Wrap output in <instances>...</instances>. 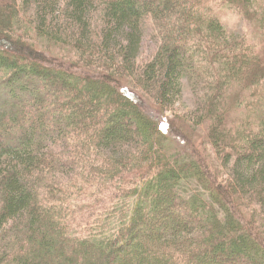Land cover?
<instances>
[{
  "label": "trees",
  "instance_id": "16d2710c",
  "mask_svg": "<svg viewBox=\"0 0 264 264\" xmlns=\"http://www.w3.org/2000/svg\"><path fill=\"white\" fill-rule=\"evenodd\" d=\"M149 2L0 0V264H264V0Z\"/></svg>",
  "mask_w": 264,
  "mask_h": 264
},
{
  "label": "rangeland",
  "instance_id": "374dc122",
  "mask_svg": "<svg viewBox=\"0 0 264 264\" xmlns=\"http://www.w3.org/2000/svg\"><path fill=\"white\" fill-rule=\"evenodd\" d=\"M140 1H141L142 8L145 5H149V6L154 5L153 3L149 2V0H140ZM156 3L159 4V2H156ZM221 16H222L227 28L232 33H235L237 35H242L248 31V28H247L248 26H247L246 22L244 20H242L240 18V16L237 14V12H235L234 10H231L228 8H223L221 10ZM151 28H152L151 24L147 25V30L145 33V50L149 54L155 53V51H157L158 47H159V42L157 39L154 38ZM255 35H256V32H254V36ZM190 83L191 82H189V80H187L186 84L188 85ZM112 95H114V93ZM192 96H193V93H191L190 90H189V92L187 91L186 94L179 99L178 106L171 111H164L163 108L159 107L154 102V100L152 98H148V97H146V98H148L147 99V105L150 107L152 116L157 121L162 122L163 125L168 126L170 123L169 118H171L173 120L174 117L179 116L178 118H179V120H181L182 118L185 117V113L188 114L189 112H192V110H194L193 109L194 106H193V102H192ZM81 103H83V101ZM89 104H90V102H89ZM83 105L85 106V103H83L82 106ZM82 106L80 105V108ZM86 107L89 110H91V112L95 111V110H93L94 109L93 105H92V107H89V106H86ZM162 111H164V112H162ZM134 125H135L134 127H138V125H136V123H134ZM181 144H182V146H184V141H182ZM190 213L192 215H194L195 218H197L196 212L191 211ZM174 216H175V218H176V216H179V218H185L186 217L185 215H180L179 213H177L175 215H169V216L165 217L164 220L170 221L172 218H174ZM200 216L203 217V214H201ZM187 217H188V215H187ZM243 263L244 264H253L252 262L248 261L247 259H243Z\"/></svg>",
  "mask_w": 264,
  "mask_h": 264
}]
</instances>
